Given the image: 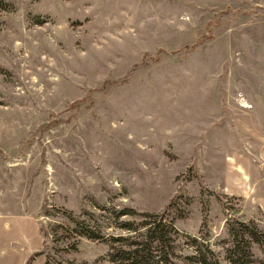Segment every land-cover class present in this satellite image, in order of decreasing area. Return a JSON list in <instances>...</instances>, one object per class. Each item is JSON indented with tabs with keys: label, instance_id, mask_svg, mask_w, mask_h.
<instances>
[{
	"label": "rangeland",
	"instance_id": "1",
	"mask_svg": "<svg viewBox=\"0 0 264 264\" xmlns=\"http://www.w3.org/2000/svg\"><path fill=\"white\" fill-rule=\"evenodd\" d=\"M163 214L186 264L264 232V0H0V264H114Z\"/></svg>",
	"mask_w": 264,
	"mask_h": 264
},
{
	"label": "trees",
	"instance_id": "2",
	"mask_svg": "<svg viewBox=\"0 0 264 264\" xmlns=\"http://www.w3.org/2000/svg\"><path fill=\"white\" fill-rule=\"evenodd\" d=\"M132 213L130 209H126L120 213V216H128ZM123 228L133 235L123 238L121 246L114 248L112 255L114 264L187 263L185 259H180L173 253L170 227L164 214L156 223L145 221L137 228L132 223L125 222ZM228 229L231 240L225 250V263L206 242L195 240L196 255L192 259H196L198 264H264V232L255 223L235 221L228 224ZM138 235L143 236L141 242L134 240ZM254 246L261 250V258L255 256Z\"/></svg>",
	"mask_w": 264,
	"mask_h": 264
}]
</instances>
